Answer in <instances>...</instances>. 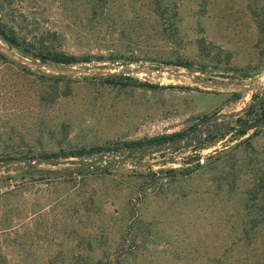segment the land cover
Instances as JSON below:
<instances>
[{"label": "rangeland", "instance_id": "rangeland-1", "mask_svg": "<svg viewBox=\"0 0 264 264\" xmlns=\"http://www.w3.org/2000/svg\"><path fill=\"white\" fill-rule=\"evenodd\" d=\"M177 3L178 30L169 36L148 0H112L110 16L93 22L87 0H14L10 19L23 33L39 36L57 31L52 46L94 57L91 62L55 70L43 63H24L29 69L23 70L0 61V118L16 124L34 152L148 141L179 132L188 135L202 126L205 116L215 114L234 116L230 123L237 126V115L264 97L260 60L264 38L254 12L264 14V0ZM117 50L135 61L110 59ZM100 55L106 56L103 61L98 60ZM180 61L193 67L174 64ZM122 72L136 78L137 84L105 83V75ZM42 73L64 75L59 89L67 95L53 104L41 103L39 97L52 86L51 80L39 77ZM43 115L44 124L39 125ZM243 117L247 124L253 122L252 117ZM194 126L197 129L191 131ZM250 142L256 149L264 148V125L245 135L219 130L214 142L205 143L207 148L197 147L200 166L195 161V144L132 155L125 149L112 160L115 165L107 178L76 174L75 169L72 177L23 176L25 163L10 162L0 167V176L12 177L1 182V192L21 186L22 194L9 200L26 201L35 213L29 221L34 239L37 243L40 239L36 253L44 258L58 250L65 221L87 238L98 237V226L103 225L109 240L115 242L137 220L149 234L141 245L138 264H257L261 238L244 233L245 213L240 203L252 177L242 174L239 189L232 193L227 187L220 190L216 181L222 172H238L221 163L220 154L238 151L242 155ZM96 158H70L75 162L69 163L61 157L57 164L32 163L45 170L73 169L78 164L91 169L88 164H107L113 153L102 161ZM172 168L178 170L175 175L167 172ZM185 168L193 171L183 172ZM102 186L113 194L106 201L97 200ZM100 202L106 213L85 215V209L95 211ZM41 207L43 211L38 210ZM80 241L73 234L68 243L73 246Z\"/></svg>", "mask_w": 264, "mask_h": 264}, {"label": "trees", "instance_id": "trees-1", "mask_svg": "<svg viewBox=\"0 0 264 264\" xmlns=\"http://www.w3.org/2000/svg\"><path fill=\"white\" fill-rule=\"evenodd\" d=\"M14 0H0V40L2 41V49H0V61L10 62L16 64L21 69H29L26 64L12 59L9 54L4 50L7 49L8 52L12 53L15 57L27 59L33 63H43L48 64L52 67L58 66H70L79 63L91 62L93 60L92 55H75L68 53L64 50H60L52 46L55 38L59 36L57 31H49L42 33L39 36L23 33L16 23H12L10 17H12V12L10 7ZM90 4L91 9V22L95 21L100 17L110 16L109 10L111 9L112 0H87ZM148 5L152 6L154 12L158 14L160 22L166 32L169 31V36L173 35V32L178 30V22L180 16L179 4L177 0H148ZM136 9V2L132 4V12ZM131 12V13H132ZM255 18L258 22L260 28V35L264 38V14H260L256 9H254ZM262 38V39H263ZM106 56H98L99 61H103ZM110 59L114 61H135V58L125 56L121 50H117L114 54L110 55ZM261 63L264 64V52L261 56ZM172 62L166 61L165 64L169 65ZM184 67L192 68L193 65L190 62L180 61L179 64ZM43 80L48 78L52 81V86L49 90L44 92L48 93L45 96H40L39 100L41 103L43 101L47 103H55L60 96H66L65 91L59 89V83L62 79L66 77L62 74H40L39 76ZM105 83L111 85H123L128 86L138 82L136 78L129 75H124L122 73L109 74L104 76ZM135 85V84H134ZM141 85H148L147 83H141ZM154 87L153 85H151ZM49 101V102H48ZM252 111L248 112L250 115ZM208 116H205V118ZM204 118V119H205ZM1 119V118H0ZM44 115L40 117L39 125L44 124ZM203 119V120H204ZM2 120V122H1ZM0 120V161L6 159H13L12 162L17 158H26L22 161L25 163V169L21 171L23 176H34L40 175L43 178L55 175L57 177H72L74 169L76 174H82L84 176H102L107 178L112 172L116 161V155H123L125 149L129 151L135 147L143 146L148 142H160L167 141L173 138H178L186 135V132H179L171 134L168 136H161L149 139L148 141L143 140H132L117 142L113 145H99L92 146L90 148H71V149H61L59 151H47L40 150L39 152H34L35 150L29 146L26 142V138L22 135V131L18 128L16 124H9L8 120L2 118ZM244 121V125L247 124V120L240 118ZM197 126L191 128V131L196 130ZM257 130V129H256ZM241 135H245L247 131L243 128L237 131ZM217 138L216 133H208L205 138L200 140L195 144L197 166H200V153L199 149H204L206 147V142H214ZM198 147V148H197ZM244 153L239 155L236 151L234 153L228 152L223 155L220 154V161L223 164H229L231 168H238L237 171H229L227 173L223 172L217 178V186L220 190L227 187L232 193L240 187V181L242 179V174L249 173L251 175V186L245 188L243 195H241L240 203L245 213V225L244 233L247 237L250 234H258L261 238V257L257 264H264V148L256 149L253 147L252 143H248L244 149ZM113 153V159L109 160L107 164L104 165H92L93 168L84 166L86 168H80L82 164H78L75 168H64L62 170H45L42 168H36L32 163L34 160L37 162H48L52 164L59 163V158H64L66 162L74 163L75 160L70 158H86V157H99L96 160L102 161L107 153ZM225 158V159H224ZM224 159V160H223ZM178 170L172 168L167 170L169 174L175 175ZM182 171L187 173L193 171L192 168H185ZM12 179V177L0 176L1 182ZM27 186L22 187L23 190ZM2 186L0 185V203L2 202L3 207H0V264H138L139 263V252L141 250V245H145V238L147 231L143 230L142 226L137 224V220H133L129 226H126L122 231V235L118 241L112 242L109 240L108 232L103 225H100L99 236L87 238L85 233L78 232V228L72 226L69 222L65 221L64 233L61 242L57 245L58 250L52 256L44 258L40 256V253L36 252L39 250V240L38 243L34 239V231L32 229V224L29 220L30 216L35 213L30 210L28 202H15L9 200L14 194H22L21 186L14 188L12 190L1 192ZM109 191V187L102 186L101 190L97 191V200H105L111 198L113 194ZM8 199H5L7 198ZM56 203L60 202L57 198ZM106 201V200H105ZM1 204V205H2ZM98 207L94 211L91 208L85 209L87 215L88 213H95L99 216L106 213V210H102L103 206L98 203ZM45 207L38 209L43 211ZM26 212V213H25ZM25 216V217H24ZM33 218V217H32ZM19 219V223L17 220ZM85 225V223H84ZM84 229L86 226L83 227ZM36 230V229H35ZM40 232V229H39ZM77 234L81 237V241L77 245L69 246V236ZM44 238V236H43ZM41 250V246H40Z\"/></svg>", "mask_w": 264, "mask_h": 264}, {"label": "water", "instance_id": "water-1", "mask_svg": "<svg viewBox=\"0 0 264 264\" xmlns=\"http://www.w3.org/2000/svg\"><path fill=\"white\" fill-rule=\"evenodd\" d=\"M4 51L7 54H9V56L12 59H15V60H17L19 62L27 63V64H31V65H37L36 63L29 62L27 59L16 58L14 55H12V53H10V52H8L6 50H4ZM47 68H49L50 70L51 69L52 70H55V68L52 67V66H47ZM263 125H264V118L262 120H260V121L255 122V123L245 124V125H243L242 128L245 131H249V130L257 129V128L263 126ZM211 131H212L211 128L204 127V128H200L196 132H193V133L188 134L186 136H181V137H178V138H173V139L167 140V141L151 142V143H148L146 145L133 148L128 153V155H132V154L138 153V152H148L150 149H152L154 147H159V149L163 150V149H171V148L178 147V146H182V145H185V144H196L200 140H202L203 138H205L207 136V134L210 133ZM128 155L125 158H127ZM24 160H26V158H17L15 161L22 162ZM12 161H14V160L13 159H6L4 161H0V167H4V166H6L8 163H10ZM80 168H86V167L81 166L78 169H80Z\"/></svg>", "mask_w": 264, "mask_h": 264}, {"label": "flooded vegetation", "instance_id": "flooded-vegetation-1", "mask_svg": "<svg viewBox=\"0 0 264 264\" xmlns=\"http://www.w3.org/2000/svg\"><path fill=\"white\" fill-rule=\"evenodd\" d=\"M259 109V110H258ZM252 111V113L249 115L248 112ZM243 115H247L252 117L253 122L255 123L257 121H260L264 118V97L258 98L257 100H255L247 109H245L242 113H240L239 115H237V118L235 121V123L237 124V126H232L231 123L233 122V117L230 119L228 116H223V114L221 115H213L210 117H206L204 119V121L202 122V126L200 128H204V127H209L212 129V131L210 133H216L221 129H227V130H232V131H238L243 127L244 121H241L240 118H243ZM221 118H228L229 122L224 123V122H220ZM231 122V123H230ZM200 128H198L197 130H199ZM159 147H154L152 149H158ZM150 149V150H152Z\"/></svg>", "mask_w": 264, "mask_h": 264}]
</instances>
